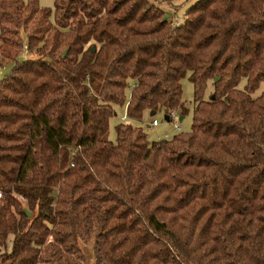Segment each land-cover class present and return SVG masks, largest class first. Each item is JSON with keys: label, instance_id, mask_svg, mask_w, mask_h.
<instances>
[{"label": "trees", "instance_id": "1", "mask_svg": "<svg viewBox=\"0 0 264 264\" xmlns=\"http://www.w3.org/2000/svg\"><path fill=\"white\" fill-rule=\"evenodd\" d=\"M191 2L0 0V264H264V0Z\"/></svg>", "mask_w": 264, "mask_h": 264}, {"label": "rangeland", "instance_id": "2", "mask_svg": "<svg viewBox=\"0 0 264 264\" xmlns=\"http://www.w3.org/2000/svg\"><path fill=\"white\" fill-rule=\"evenodd\" d=\"M194 1L196 0H192L191 3H185L184 5H182L179 11L177 12L178 17H176V19H179L180 18L179 16L188 8L189 5L194 3ZM53 4H54V0H39V5L40 7L43 8L52 9ZM162 8L167 14L170 15L173 14V8L164 5H162ZM22 56H25L30 59L35 58L33 54L28 55L24 51ZM6 66L7 64H4L2 68L0 67V80L4 78V76H6V74L9 71V67ZM181 87H182V100L184 102L185 108L187 109V113L183 116L182 121H179L180 118L179 112L174 113L176 116V121L167 122L164 119L163 113L158 112L155 115L150 116L151 114L150 111L144 112L140 121H132L125 117L124 108L115 107L114 111L116 113V116L111 117L109 119L106 140L110 142H114L115 140L114 128L116 125L120 123L129 124L133 127L141 128L147 135L149 142L157 141L160 139H170L172 136H174L177 133L188 132L190 130L192 123V109L194 106L193 86L188 81L187 78H184L181 81ZM263 90H264V83H262L259 89L255 92V96L259 95L260 92H262ZM210 91H211V84L210 82H208L204 98H208ZM126 97H128V90L126 91ZM153 121L156 122L155 126L151 125ZM82 250L86 258L88 259L89 263L92 264L93 259H92L91 244L83 246Z\"/></svg>", "mask_w": 264, "mask_h": 264}, {"label": "water", "instance_id": "3", "mask_svg": "<svg viewBox=\"0 0 264 264\" xmlns=\"http://www.w3.org/2000/svg\"><path fill=\"white\" fill-rule=\"evenodd\" d=\"M166 18V16L164 17V19ZM94 49L92 48V51H93ZM66 54V52H64V55ZM154 115V112H151V114H150V116H153ZM164 119H165V121H167L168 122V118L167 117H164ZM179 121H182V117H180L179 118ZM26 214H27V216L28 217H30V214H29V212H27L26 211Z\"/></svg>", "mask_w": 264, "mask_h": 264}, {"label": "built area", "instance_id": "4", "mask_svg": "<svg viewBox=\"0 0 264 264\" xmlns=\"http://www.w3.org/2000/svg\"><path fill=\"white\" fill-rule=\"evenodd\" d=\"M125 117H126V116H125ZM171 121H176V116H175L174 113H172V114L170 115L169 122H171ZM151 125H152V126H155V125H156V122L153 121ZM177 129H178V128H177Z\"/></svg>", "mask_w": 264, "mask_h": 264}]
</instances>
